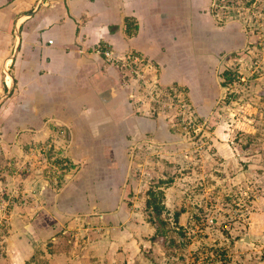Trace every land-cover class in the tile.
<instances>
[{"label":"rangeland","instance_id":"obj_1","mask_svg":"<svg viewBox=\"0 0 264 264\" xmlns=\"http://www.w3.org/2000/svg\"><path fill=\"white\" fill-rule=\"evenodd\" d=\"M203 1L216 27L199 16L205 26L186 34L187 55L198 50L196 71L183 80L192 103L177 81L163 86L158 69L129 59L138 100L173 132L139 129L121 191L89 173L91 191L72 194L77 203L65 211L74 215L55 238L32 227L46 204L42 178L66 183L80 163L51 142L22 141L21 151L16 130L1 127L0 264H264V0ZM227 69L235 79L222 86ZM151 189L161 214L148 204Z\"/></svg>","mask_w":264,"mask_h":264},{"label":"crops","instance_id":"obj_2","mask_svg":"<svg viewBox=\"0 0 264 264\" xmlns=\"http://www.w3.org/2000/svg\"><path fill=\"white\" fill-rule=\"evenodd\" d=\"M203 2L0 0V129L16 130L21 151L22 141L51 142L62 146L63 160L81 165L66 183L55 181L57 176L42 178L46 204L32 227L43 239L55 238L67 214L74 213L65 211L75 207L74 193L91 191L83 187L89 173L93 182L105 181L108 191H121L140 128L156 137L173 132L170 123L150 113V103L138 100L133 71L114 58L138 53L142 69H158L155 76L162 85L189 79L198 50L187 55L186 34L205 26L199 16L205 23L208 18L210 31L216 27ZM99 48L111 50L114 58ZM4 133L5 139L11 135ZM26 250L20 251L18 263L29 255Z\"/></svg>","mask_w":264,"mask_h":264},{"label":"trees","instance_id":"obj_3","mask_svg":"<svg viewBox=\"0 0 264 264\" xmlns=\"http://www.w3.org/2000/svg\"><path fill=\"white\" fill-rule=\"evenodd\" d=\"M192 43V42H191ZM191 43H190V45H191ZM189 45V46H190ZM138 54V53H137ZM223 76H224V78H225V80H224V82H221V85L222 86H226L229 82H231V81H233L234 79H235V77H233L232 76V74H231V70L230 69H227V70H225L223 73ZM183 83V82H182ZM185 83H183V84H180V83H176L175 82V86H178V88L179 89H181V90H183L185 93L187 92V100H189L190 101V103H192V99H191V95H190V93H189V86H185V85H188L187 83L184 85ZM170 87H172V86H170ZM188 102V101H187ZM155 115H157V114H155ZM170 130H172V128H170ZM173 131V130H172ZM150 193H151V195H152V199H150L149 201H148V204H150L151 206H153L154 207V209H155V213H157V214H161L162 213V211H163V209H164V204L162 205V204H160V201L158 200V198H157V193L153 190V189H151L150 190ZM149 205V206H150ZM182 211L183 210H179V211H177L176 213H175V221L178 223L179 222V217H180V214L182 213ZM44 212H47V210L46 211H44Z\"/></svg>","mask_w":264,"mask_h":264},{"label":"built area","instance_id":"obj_4","mask_svg":"<svg viewBox=\"0 0 264 264\" xmlns=\"http://www.w3.org/2000/svg\"><path fill=\"white\" fill-rule=\"evenodd\" d=\"M51 42L53 41V40H50ZM99 52H102L106 57H109V58H114V55L112 54V51L111 50H107V49H101V48H99V50H98ZM135 55V56H134ZM137 55V56H136ZM128 57V58H127ZM123 58H125V57H123ZM122 58V59H123ZM126 58H127V60H126V62H121V59H119V57L118 58H114V59H116V61L117 62H120V64L124 67V66H126V67H128L127 65H132V62L131 61H129V59H133L132 61H134V62H142V59H141V56H139L138 54H129V55H127L126 56ZM134 65H137V64H134ZM125 68V67H124ZM132 71H133V73H138L136 70H135V67H132ZM138 75V74H137Z\"/></svg>","mask_w":264,"mask_h":264},{"label":"water","instance_id":"obj_5","mask_svg":"<svg viewBox=\"0 0 264 264\" xmlns=\"http://www.w3.org/2000/svg\"><path fill=\"white\" fill-rule=\"evenodd\" d=\"M31 13H33V11Z\"/></svg>","mask_w":264,"mask_h":264}]
</instances>
